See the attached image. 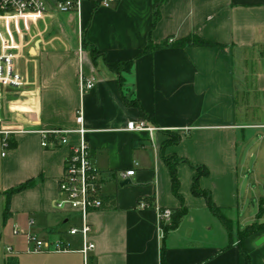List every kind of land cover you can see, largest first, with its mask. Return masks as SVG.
<instances>
[{
  "label": "crops",
  "instance_id": "obj_1",
  "mask_svg": "<svg viewBox=\"0 0 264 264\" xmlns=\"http://www.w3.org/2000/svg\"><path fill=\"white\" fill-rule=\"evenodd\" d=\"M44 1L48 14L21 24L24 39L15 29L9 37L20 46L14 65L24 85L0 88V242L8 226L14 242L0 264L12 258L17 264H83L82 239L68 234L79 220L57 209L65 160L81 140L75 133L79 112L92 162L102 176L104 209L88 219L96 245L92 261L246 264L239 235L257 225L243 246L250 264H264V186L259 198L251 185L245 186L253 173L249 162L254 160L255 172H264V143L255 154L251 149L257 137L264 142V0H166L155 27V0H111L108 8L100 0H81L79 11L70 14L55 11L61 0ZM191 36L226 52L170 48L143 55L149 37L161 45ZM91 47L100 54L96 59ZM107 62L134 64L120 83ZM247 66L252 70L247 72ZM81 78L95 84L85 94ZM251 80L255 84L248 92ZM135 102L148 119L130 105ZM141 121L160 131H127L129 123ZM55 130L70 132L69 145L50 139L43 148L41 133ZM167 133L180 143L164 146ZM5 139L12 147L3 157ZM169 158L180 163L182 202L172 193ZM194 168L208 171L199 187L230 221V229L205 198L194 196ZM132 170L133 177L122 178ZM24 185L7 205V193ZM110 198L116 207L110 208ZM143 201L149 207L141 208ZM182 207L187 215L179 226L162 229L159 211ZM15 227L19 237H14ZM27 236L61 240L73 252L30 253Z\"/></svg>",
  "mask_w": 264,
  "mask_h": 264
},
{
  "label": "built area",
  "instance_id": "obj_2",
  "mask_svg": "<svg viewBox=\"0 0 264 264\" xmlns=\"http://www.w3.org/2000/svg\"><path fill=\"white\" fill-rule=\"evenodd\" d=\"M103 7L108 8L111 0H100ZM81 0H63L56 3L55 11L60 14H70L78 12ZM49 8L44 0H0V88L19 89L24 85L23 78L17 73L14 62L17 58V52L20 46L10 40V34L15 29L19 38L24 39L19 28L27 19H35L48 14ZM93 81L80 79V90L82 94L91 91L94 88ZM1 101V94H0ZM76 123L79 129L75 132L81 140L78 145L71 146V152L65 160L64 173L59 180V193L62 196L57 203V209L68 215L75 216L79 223L70 229V236H79L82 239V250L79 252L83 256V264H96L92 261V254L96 249L94 242L90 240L93 233L89 216L104 209V199L102 194V176L92 162L90 147L86 140L88 131L84 127V118L81 112L78 113ZM127 131L147 132L151 135L160 130L149 126L146 122L129 123ZM10 132H6L8 136ZM70 132L55 130L52 132L44 131L42 135V147L48 148L49 140H55L58 145H69L68 136ZM8 139L3 141V154L5 157L10 150ZM135 171H129L122 174L123 179L133 177ZM141 208L149 207L148 203H140ZM174 212L169 209L159 211V219L163 226L170 224ZM34 226V221L30 222ZM14 236H20L21 233L15 227ZM30 246V253H70L73 252L61 240L51 242L27 236ZM8 252L12 249L8 248Z\"/></svg>",
  "mask_w": 264,
  "mask_h": 264
},
{
  "label": "trees",
  "instance_id": "obj_3",
  "mask_svg": "<svg viewBox=\"0 0 264 264\" xmlns=\"http://www.w3.org/2000/svg\"><path fill=\"white\" fill-rule=\"evenodd\" d=\"M61 1H63V0H61ZM165 2H166V0H155L154 1L153 27H155L157 22L160 20V17H161L160 16V8ZM169 40L170 39H168L165 43H163L161 45H154L151 41V38L149 37L148 45L145 48L143 55L152 54L158 50L170 49V48H177V49H181V50H186L187 48H216V49H219L221 52H226V49H227L224 46L206 41V40H204L200 37H197V36H191L185 40L176 41L172 44L169 43ZM84 47L89 48V46L85 43H84ZM90 51H91L92 57L94 59H96L97 57L100 56L99 52L94 47H91ZM133 64H134L133 62H121V63L107 62V67L112 73L119 75V79H120V83H121L122 82L121 81L122 75L124 73L130 72L132 67H133ZM130 105L139 109L141 117L143 119H148L146 112L142 109V107L139 105V103H137V102L130 103ZM167 136H168V140L166 141L164 146L177 145L181 141V138L176 137V136L172 135L171 133H167ZM10 147H12L11 144H10ZM165 162H166V164L170 170L171 183H172V193L176 198H178L182 202V198H181L180 193H179L180 182H179L178 174H177V167L180 163H178L175 160V158L166 159ZM194 169L196 170V176L194 178L193 188H192V192H193L194 196L199 197V198H205L208 202V206H209L210 210L212 211V213L222 221V223L224 224V226L227 229H230V221H228V219L226 218L224 213L220 209H217L215 207V205L212 203V199H211L210 194L202 191L199 187V181L203 177L208 176V174H209L208 171L205 168H194ZM27 187H28V185L20 186L19 188L14 189V190L10 191L9 193H7V205H9V203H10L9 201H10V198L12 195L26 189ZM107 203L109 204L110 208L116 207V202H115L114 198H110L107 201ZM173 212H174V216L172 218L171 224L168 226H164V230L166 232L176 229L179 226L182 219L187 215V210L184 208L181 210L173 211ZM259 228L260 227H258L257 225L250 226L245 231L241 232L239 235L240 248H241V252H243V254L245 256L246 264H250V258L244 249L243 243L248 238L249 235H251L255 231L259 230ZM7 264H17V261L14 258H12V259L8 260ZM162 264H165V262L163 261Z\"/></svg>",
  "mask_w": 264,
  "mask_h": 264
},
{
  "label": "rangeland",
  "instance_id": "obj_4",
  "mask_svg": "<svg viewBox=\"0 0 264 264\" xmlns=\"http://www.w3.org/2000/svg\"><path fill=\"white\" fill-rule=\"evenodd\" d=\"M252 56H253V54L250 57H252ZM254 66H256V64ZM250 70H252L251 67L247 66L246 71L249 72ZM254 84H255V82L253 80L248 81L247 85L245 86L246 90L248 92H251V89L253 88L252 86ZM256 139L257 140L255 141L254 145H252V147H251V149H253L254 154L257 153L258 151H260V147L264 143V142H261L260 140H258L259 137H257ZM242 145H243V139L241 140V145L239 147H241L243 149L244 147L247 146V145L245 146V144L243 146ZM2 152H4V150H2ZM249 164L252 165L250 168H252L253 173H252L251 178H248V181L246 182L245 186L251 185L252 191H253L252 193H254L255 197L259 198L263 194L262 192H263V186H264V172L261 173L260 170H257L256 172L254 171V169H253L254 168L253 166L255 165L254 160L249 162ZM259 182H260L261 186H260ZM258 200L259 199H257V198L254 199V203L257 207L256 213L259 212V207H258V203H257ZM246 212H247V214H250L252 212V207H250L249 209L247 208ZM2 232H3V237H2V241L0 242V258L2 257V253L4 251H6L7 248L11 249L12 248L11 246L14 245L13 239L11 237L10 227L8 226L6 229H3Z\"/></svg>",
  "mask_w": 264,
  "mask_h": 264
},
{
  "label": "water",
  "instance_id": "obj_5",
  "mask_svg": "<svg viewBox=\"0 0 264 264\" xmlns=\"http://www.w3.org/2000/svg\"><path fill=\"white\" fill-rule=\"evenodd\" d=\"M129 184V181L125 182L122 186H126Z\"/></svg>",
  "mask_w": 264,
  "mask_h": 264
}]
</instances>
